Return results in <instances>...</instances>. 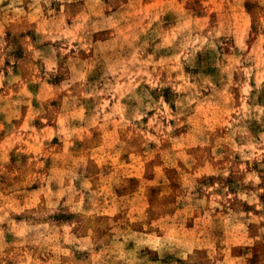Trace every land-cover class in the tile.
<instances>
[{"label": "rangeland", "instance_id": "obj_1", "mask_svg": "<svg viewBox=\"0 0 264 264\" xmlns=\"http://www.w3.org/2000/svg\"><path fill=\"white\" fill-rule=\"evenodd\" d=\"M0 264H264V0H0Z\"/></svg>", "mask_w": 264, "mask_h": 264}]
</instances>
